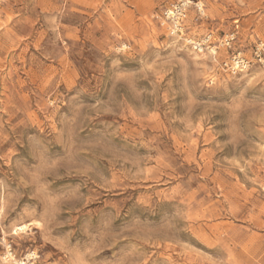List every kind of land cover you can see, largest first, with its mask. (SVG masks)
Masks as SVG:
<instances>
[{"label": "rangeland", "instance_id": "374dc122", "mask_svg": "<svg viewBox=\"0 0 264 264\" xmlns=\"http://www.w3.org/2000/svg\"><path fill=\"white\" fill-rule=\"evenodd\" d=\"M172 1L0 5V264H264V0Z\"/></svg>", "mask_w": 264, "mask_h": 264}, {"label": "built area", "instance_id": "2783aa9c", "mask_svg": "<svg viewBox=\"0 0 264 264\" xmlns=\"http://www.w3.org/2000/svg\"><path fill=\"white\" fill-rule=\"evenodd\" d=\"M6 1L0 0V5ZM190 8H193L197 20L204 18V8L199 0H173L160 11L159 19L167 26L172 38L188 47L193 53L212 59H216L220 51L228 52L233 49L237 39L235 32L216 39L212 33L197 36L195 32L190 31L187 26V14ZM253 59L264 65V42L261 40L254 44ZM251 64V60L241 52H231L218 63V66L225 75L234 76L248 71Z\"/></svg>", "mask_w": 264, "mask_h": 264}, {"label": "bare ground", "instance_id": "6f19581e", "mask_svg": "<svg viewBox=\"0 0 264 264\" xmlns=\"http://www.w3.org/2000/svg\"><path fill=\"white\" fill-rule=\"evenodd\" d=\"M24 229V227H20L19 229H17V231H22ZM31 256V255H30ZM18 264V263H17Z\"/></svg>", "mask_w": 264, "mask_h": 264}]
</instances>
